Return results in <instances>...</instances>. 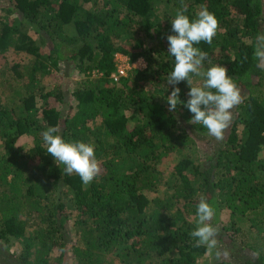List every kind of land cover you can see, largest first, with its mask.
I'll list each match as a JSON object with an SVG mask.
<instances>
[{
  "label": "trees",
  "instance_id": "obj_1",
  "mask_svg": "<svg viewBox=\"0 0 264 264\" xmlns=\"http://www.w3.org/2000/svg\"><path fill=\"white\" fill-rule=\"evenodd\" d=\"M182 5L191 19L201 5L215 14L212 44L195 46L207 53L205 68L226 67L241 90L223 140L189 124L193 114L182 105L168 110L175 61L167 36ZM260 33L264 0H0V53L33 56L3 71L0 92V243L22 245L9 264H67L68 252L76 264H197L208 249L195 246L197 224L185 215L196 214L202 198L216 221L227 208L237 234L250 229L240 241L221 238L225 252L264 264V70L253 58ZM117 53L145 68L115 80ZM61 64L83 76L73 91L47 88L38 77L60 73ZM197 78L193 86H202ZM178 87L186 102L187 82ZM49 127L66 142L95 146L100 173L89 185L47 154L41 133ZM22 136L29 146L18 145ZM172 153L176 181L159 194L168 183L161 162Z\"/></svg>",
  "mask_w": 264,
  "mask_h": 264
},
{
  "label": "clouds",
  "instance_id": "obj_2",
  "mask_svg": "<svg viewBox=\"0 0 264 264\" xmlns=\"http://www.w3.org/2000/svg\"><path fill=\"white\" fill-rule=\"evenodd\" d=\"M200 7L196 18L191 19L185 14L187 6L182 5L171 20V31L175 34L167 36L168 54L174 57L175 63L168 74L167 84L172 86V91L166 101L169 112H176L182 105L193 114L189 124H200L210 136L223 140L224 132L233 120L232 110L242 103V95L226 67L218 64L205 68L207 53L195 45L212 44L219 21L205 5ZM253 58L256 67L264 70V33L256 36ZM194 76L204 79L202 86H193ZM185 81L190 88L186 102L180 99L178 87ZM59 131L57 127H49L41 133L47 154L54 158L56 165L57 162L64 165V175L77 174L85 185L91 183L100 173L95 146L82 141L66 142ZM196 215L198 223L190 236L196 247L206 246L211 251L217 245L218 236V228L212 224L215 209L202 198L196 206Z\"/></svg>",
  "mask_w": 264,
  "mask_h": 264
},
{
  "label": "rangeland",
  "instance_id": "obj_3",
  "mask_svg": "<svg viewBox=\"0 0 264 264\" xmlns=\"http://www.w3.org/2000/svg\"><path fill=\"white\" fill-rule=\"evenodd\" d=\"M7 6V5H6ZM8 18L10 20H13V18H15L14 14H10L8 15ZM67 33L69 35L73 34V29L71 27L67 28ZM30 34L36 39L37 44L42 48L45 49L44 44H42V41L40 39H38V37L36 36V34L30 32ZM118 56H124L123 54H119ZM124 60H127L125 57H122ZM33 60V56L31 55H27V54H22L20 57H16L13 55V53L7 52L4 54L0 53V83L1 80L3 81V85L0 87V92L2 90L5 89L6 85H7V81L5 79H2L3 77V71L8 72L10 74L11 70L9 69V66L11 64H13L15 61L19 62L21 65H29ZM141 59H139L136 63L133 64V68L142 70L145 68V63L142 61ZM125 62V61H124ZM7 65V67L5 66ZM61 67V71L60 73H56L55 71H49V73H45V72H40L38 74V77L40 78V80L42 81V85H44L47 88H54V87H65L68 88V90L73 91V89L77 86L78 81H81L83 79V76L78 75L76 73V71L74 70H70L68 71V67L65 66L64 64L60 65ZM201 77L197 78V81L200 83L202 79H200ZM247 96V95H246ZM234 110V109H233ZM135 116V115H134ZM132 116L129 122V126L133 124V122L136 120L135 117ZM184 124V122H183ZM189 129V128H188ZM189 131H191L189 129ZM194 136L197 137L200 140L205 138V135L203 134H198L195 133L194 131H192ZM197 134V135H196ZM199 140V142H197L198 149L202 150V156H205V153L207 151V148L205 147L204 143H201ZM18 145H25V146H29L30 145V141L27 137L22 136L18 139L17 141ZM0 151H2V144L0 141ZM207 154V153H206ZM260 156H264V150L260 152ZM178 156L175 153H172L170 155H168L167 157H164L162 159V164L160 166V169L164 172V176H165V181H167L168 183L163 185L160 190H159V194L162 192H167V191H171L174 182L176 181V178L174 176V168L177 164L178 161ZM89 185V184H87ZM156 196V195H152ZM224 207V205H222ZM185 217L191 221L192 223L197 224L198 223V217L196 214H189V215H185ZM214 222V226H216L218 228V236H217V245L214 249H212L211 251H208L207 254H205L204 256H200L198 258L197 264H241L238 262L239 260V256L240 253L236 252L232 255H229L227 253V255H225V242H222V240H220L221 238H224V240H226L225 238H227L225 235L227 234H232L234 235L235 239H238V241L242 240L247 234L248 231H250L249 227H247L246 229L243 230V233L241 232V234H237L235 232V230L233 229V224L231 222V217H230V211L227 208H223L220 217H218L217 221L216 218H213L212 223ZM72 224V223H71ZM241 226V225H240ZM242 227V226H241ZM243 229V228H242ZM255 231L252 230V235L253 237L255 236ZM254 233V234H253ZM71 234L72 236L75 238V233L74 230H71ZM228 242V241H227ZM5 246V247H3ZM21 247L22 245L19 244L16 240H11L8 244L4 245L3 242L0 243V258H4V264H9L12 262L13 259V252H16L17 254H19V252L21 251ZM249 252V256H254L252 253ZM219 253V255H218ZM9 257V259L6 261V259ZM67 260L68 263L67 264H76V261L72 258L71 252L67 253ZM114 264H120L118 261L114 262Z\"/></svg>",
  "mask_w": 264,
  "mask_h": 264
},
{
  "label": "built area",
  "instance_id": "obj_4",
  "mask_svg": "<svg viewBox=\"0 0 264 264\" xmlns=\"http://www.w3.org/2000/svg\"><path fill=\"white\" fill-rule=\"evenodd\" d=\"M119 53L115 54V68L113 72H111L110 77L114 78L115 80H119L122 76H125L128 72V70L132 67L133 64L129 62L128 58H125L127 60H124L122 57L125 56H118ZM125 61V62H124Z\"/></svg>",
  "mask_w": 264,
  "mask_h": 264
}]
</instances>
